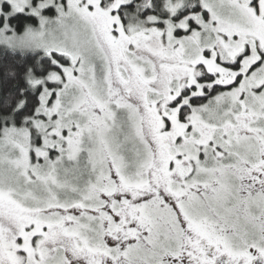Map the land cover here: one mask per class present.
<instances>
[{"label":"snow or ice","instance_id":"1","mask_svg":"<svg viewBox=\"0 0 264 264\" xmlns=\"http://www.w3.org/2000/svg\"><path fill=\"white\" fill-rule=\"evenodd\" d=\"M0 264H264V0H0Z\"/></svg>","mask_w":264,"mask_h":264}]
</instances>
